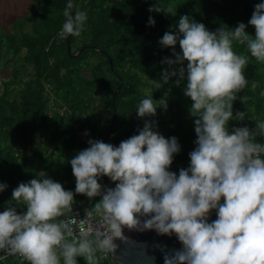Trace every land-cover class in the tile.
<instances>
[{"label": "clouds", "instance_id": "obj_1", "mask_svg": "<svg viewBox=\"0 0 264 264\" xmlns=\"http://www.w3.org/2000/svg\"><path fill=\"white\" fill-rule=\"evenodd\" d=\"M65 8L60 36H79L87 16ZM149 12L164 11L156 2ZM149 25L155 20L149 16ZM248 24L255 36L239 23L231 30L209 31L203 23L181 15L178 31H167L159 43L172 49L175 59L161 63L180 65L163 70L162 83L171 77L179 86L187 80L184 95L191 98L190 115L195 117L197 147L189 154L190 166L179 175L168 169L173 155L179 153L176 137L166 139L145 122L138 135L122 141L118 147L89 140L88 148L71 159L75 190L46 178L20 183L12 191V201L26 206L18 214L15 207L0 212V251L19 255L29 264H97V250L114 247L113 235L125 227L153 230L160 235H175L182 247L165 255L164 264H264V122L255 129L248 126L226 128L233 120L237 93L247 85L244 69L247 56L233 50V42L245 44L251 56L264 62V2L257 3ZM179 43L180 52L175 48ZM187 61L186 68L183 66ZM162 107L166 108V102ZM153 99L145 98L137 106V116H154ZM245 112H236L238 121ZM108 177L114 188H105L99 179ZM7 185L0 183V192ZM75 195L89 200L100 197L92 212L101 216L103 226L96 229L95 241L87 233L68 242L75 232L73 211ZM223 199V203L221 200ZM212 210L216 219L209 222ZM58 217H66L57 221Z\"/></svg>", "mask_w": 264, "mask_h": 264}, {"label": "trees", "instance_id": "obj_2", "mask_svg": "<svg viewBox=\"0 0 264 264\" xmlns=\"http://www.w3.org/2000/svg\"><path fill=\"white\" fill-rule=\"evenodd\" d=\"M69 2L73 14L82 11L87 19L79 36L62 38ZM156 2L164 11L171 6L172 12H149ZM261 2L264 0H38L33 14L13 20L9 32L0 29V75L8 79L0 91V183L7 185L0 192V212L8 207H15L18 214L25 212V205L12 201V191L22 182L39 178L41 171L74 192L71 159L90 146L89 140L108 143L117 76L122 85L115 98L111 142L119 146L150 122L153 131L166 139L176 137L180 145L168 170L178 176L182 168L187 169L189 154L197 147L195 117L190 115L192 101L184 95L186 77L179 86L175 83L178 76L162 83V71L171 72L180 65L161 63L165 57H175L159 40L167 31H178L181 15L213 32L218 28L231 30L242 22L254 37L255 29L248 21ZM149 16L154 18V26L149 25ZM175 50L181 51L179 43ZM233 50L247 56L248 63L244 69L247 85L237 93L233 120L226 125L230 132L236 123L255 129L258 122H264V62L252 57L245 44L234 41ZM108 57L113 70L109 69ZM8 68L11 72L5 77ZM145 98L153 99L157 111L154 116L140 118L137 106ZM164 102L166 108L162 107ZM238 111L246 113L243 121L236 120ZM256 142L264 143V137L257 136ZM97 199L100 197L88 205V198L77 208L92 211ZM216 218L212 210L209 222ZM2 264L29 262L9 257ZM78 264H83L81 258Z\"/></svg>", "mask_w": 264, "mask_h": 264}, {"label": "water", "instance_id": "obj_3", "mask_svg": "<svg viewBox=\"0 0 264 264\" xmlns=\"http://www.w3.org/2000/svg\"><path fill=\"white\" fill-rule=\"evenodd\" d=\"M94 50L98 51L97 48ZM67 52L70 54L69 47H67ZM108 64L109 69L113 70L112 61L109 57ZM117 78L119 84L111 98L112 116L106 135L107 142L116 147L118 145L111 142L110 135L116 117L115 98L122 85V79L119 76ZM135 234L129 236L115 251L113 264H164L165 255L182 247L174 234L171 236L160 235L153 230H138Z\"/></svg>", "mask_w": 264, "mask_h": 264}, {"label": "built area", "instance_id": "obj_4", "mask_svg": "<svg viewBox=\"0 0 264 264\" xmlns=\"http://www.w3.org/2000/svg\"><path fill=\"white\" fill-rule=\"evenodd\" d=\"M236 127H241V124L236 123L235 125H233L231 128V131ZM262 158H264V156H262ZM99 183H101L105 188H114L115 187V184L112 182H109L107 180L106 176L100 178ZM92 200L89 201L88 205L91 204ZM72 208H73V211L69 212L66 217L75 218L76 223L73 225V227L75 228V232L72 236H68L66 238L73 240V239H76L77 237H79L81 233H87L88 234L87 238H91L95 241V239L97 238L96 237L97 227L103 226L102 217L96 215L94 212L89 211L88 209H80V208H77L74 206H72ZM136 231H138V230L137 229H129V228L125 227L123 229V232L121 235H115L114 234L113 235L114 247H112L106 251L97 250V253H98L97 264H103V262H105V261L112 263L115 251L129 236L136 235L135 234ZM9 257H16L20 261L23 260V258L20 257L19 255H7L2 251V252H0V264H2Z\"/></svg>", "mask_w": 264, "mask_h": 264}, {"label": "rangeland", "instance_id": "obj_5", "mask_svg": "<svg viewBox=\"0 0 264 264\" xmlns=\"http://www.w3.org/2000/svg\"><path fill=\"white\" fill-rule=\"evenodd\" d=\"M38 7V0H0V29L5 32H9L11 27L10 24L16 18L24 16L25 14L31 15L36 11ZM20 21V20H18ZM22 23V22H20ZM0 30V34L2 31ZM28 30V29H27ZM11 72V69L4 71L5 77ZM87 76V73H85ZM0 75V91L2 88V82L7 81ZM99 199L96 200L98 202ZM97 261V252L95 253ZM82 263L86 264L85 260L81 258Z\"/></svg>", "mask_w": 264, "mask_h": 264}, {"label": "crops", "instance_id": "obj_6", "mask_svg": "<svg viewBox=\"0 0 264 264\" xmlns=\"http://www.w3.org/2000/svg\"><path fill=\"white\" fill-rule=\"evenodd\" d=\"M87 200H88V198L86 196H84V195L79 196V197L74 199L73 206L74 207H83L86 204ZM68 213H66V216L68 215Z\"/></svg>", "mask_w": 264, "mask_h": 264}]
</instances>
